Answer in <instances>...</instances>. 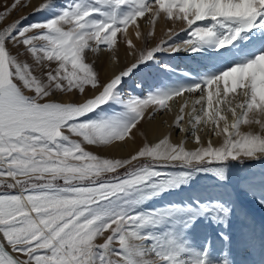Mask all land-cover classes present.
<instances>
[{"label": "snow or ice", "instance_id": "6c2138e0", "mask_svg": "<svg viewBox=\"0 0 264 264\" xmlns=\"http://www.w3.org/2000/svg\"><path fill=\"white\" fill-rule=\"evenodd\" d=\"M20 5L12 0L0 9V25ZM53 8L49 0L36 12ZM142 18L152 25L147 34ZM27 19L0 27V188L15 190L0 193V264H228L187 240L199 218L228 219L232 209L222 198L191 194L148 205L188 185L193 173L223 185L230 161L264 158V0H72L43 21ZM161 19L184 23L188 38L145 48L101 81L89 55L116 59L119 34L136 56L129 26L147 44ZM208 50L218 58L235 55L194 83L122 94L125 78L152 67L159 53ZM196 92L188 127L187 101L173 124L194 140V150L185 140L173 143L171 133L124 158L91 150L126 143L146 108L164 109L174 97ZM202 123L224 137L221 146L210 140L203 146ZM177 162L184 171H160ZM247 191L255 196L252 182Z\"/></svg>", "mask_w": 264, "mask_h": 264}, {"label": "rangeland", "instance_id": "374dc122", "mask_svg": "<svg viewBox=\"0 0 264 264\" xmlns=\"http://www.w3.org/2000/svg\"><path fill=\"white\" fill-rule=\"evenodd\" d=\"M48 2H49V0H21V5L18 8V10L13 12L12 15L9 16L3 22V25H0V27L4 26L6 24L12 23L18 19H22L25 16L28 17L27 20L23 21V23H25V24L43 21L46 18H50L54 12H59L63 6H66L67 4L71 3L72 0H51V2L54 5V8L52 10H45L44 12H36L37 7H39L41 4H45ZM11 3H12V0H0V9H3L4 6L10 5ZM142 20H144V19L142 18V19L138 20V23H140L139 25L141 26L140 27L141 32H143V30H144L142 26H145L147 24L146 21H144V23H143ZM165 23H166L167 28H168L167 34L169 36L167 34L161 35L160 37H158L159 35L158 36L156 35L155 43L153 40L154 39L153 36L149 37L147 44H145V42L143 40H142L143 42L140 41L141 44H140V42H138L140 46L137 49L136 56H134V55L130 56L129 55V57H128V55L123 54L122 49H124L125 51H127L128 49L125 46V44L123 42H121V38H120L119 34H118V45L119 46H118L117 52H116V57H117L116 59H113L107 52L101 53L98 56L89 55L88 60H89V62H93V61L95 62L96 69L100 73L101 81H107L108 78L110 79L114 74L123 70L124 68L129 66L131 63L135 62L140 51L145 49V48H151L153 46H156L161 41H167L169 43L175 42L178 44V43H181L183 40L188 38V36L186 35V26L184 23H182V22H177L175 24L168 23V22H165ZM147 25H146V28H147ZM130 27H131V25L129 26V28ZM170 29H171V32L169 31ZM148 31L144 34H147ZM125 47H126V49H125ZM182 53L184 56L193 55L191 53H187L184 51H182ZM195 54L207 55V56L211 57L212 61L214 59H219L214 54V52L212 50H208L206 52H201V53H195ZM224 54L227 57L230 56V58H231V56L233 57V55H235L234 52H226ZM171 55H172V53H170V52L159 53L158 54L159 60L155 63L150 62V63H152V67L144 68L142 66V69L140 71L136 72V74L133 77L125 78V82L122 85V94L124 95V93L128 91L129 85H132V86H130L129 92H134V94H137V95H140L142 93L147 94V92H145L148 89V88H145L147 85V82L149 81L150 78H155L157 76V74H159V72L163 71V69L160 67V65L166 64V62L168 60H170ZM191 57L193 58V56H191ZM196 57H198V55ZM177 58H180V56H178ZM118 59H119V62H118ZM108 61L110 63V66L113 65L111 68L114 69L113 70L114 72L111 76L104 74L105 64ZM115 61H117V62H115ZM140 79L142 82L141 88H139L137 86L138 85L137 82L140 81ZM150 91H152V90H150ZM124 96H126V95H124ZM83 98H84L83 96H64L61 99L67 101L70 99L82 100ZM155 119L156 118H155L154 113L153 114L147 113L146 115L144 114V118L140 121V123L137 125V127L135 129H133L132 132L130 133V136L132 138L128 139L126 141V143L117 145L115 147H112V148H110L108 150H104V151H101L98 148H93L91 150L94 152H97L101 156L115 157V158H124V157L131 155V154H134L135 151L137 149H139L141 146H143L145 143H149V144L156 143L159 139H162L164 136L169 135V133H167V132H164V134L160 137L157 136V138H152V136L149 135L150 132L147 131V129H146L147 121L152 122ZM246 128H247V126H246ZM241 130L246 131L243 127H241ZM249 130L250 129L248 128L247 131H249ZM252 131H259V129L254 126L252 128ZM179 134L180 133H178L176 131L174 132L173 138L171 137V141L173 143L179 142V141H177ZM188 138H190V137H188ZM174 139H176V140H174ZM192 144L194 145L195 143L192 142ZM204 144H206V143L203 142V145ZM192 146L186 147V149L194 150L196 146L195 145H194L195 147L194 146L192 147ZM184 170H185L184 168L179 166L178 162L175 166H168V167H164V168L160 169V171H162L164 173H171V174H176V173H179V172L184 171ZM227 172L229 175V179L223 185H219L217 183L215 177L212 176L211 174L193 173V177H192V179L188 185L183 186L180 189H177L175 192L168 193V194L163 195L160 198H157L155 201L151 202L148 205V207L159 208V207L165 206L171 202H180L191 194H201L204 197L213 196V197L222 198L224 201H226L230 205V207L232 209L231 214L228 217V219L224 223H216L207 217L199 218L192 225L191 229L188 231L187 240L194 248L201 249V250H203L204 248H207L209 250L210 256L213 258V260L226 259L228 261V264H231V262H232V261H230L231 257L226 253V252H228L227 249H229V246L227 248V245L230 241L231 236H235L236 238H238L240 236V230H242V231L245 230V231H247L249 236H251L250 240L252 238V241H253L255 236H257V234H258V233H256V232H258V230H256L255 232L254 231L251 232L252 227L250 226L251 224L249 223L251 220H250V218H248L249 222H246V221H248L247 216H246L248 213L246 214L245 211H246V207L249 203L251 205H254L253 203H255V202L257 203L259 200L264 201V158L253 159V160H244L242 162L230 161ZM249 182H252L254 184L255 196L250 195L247 191V187H248ZM10 191H15V190H8V189L0 188V193L10 192ZM240 192L242 195L240 194ZM260 201L258 202V204H260V205H258V204H256V205L259 209L261 207V210H263L264 209V203H261ZM235 221L236 222L239 221L237 223L239 227L237 226ZM241 221H242V223H240ZM258 223H260V222H258ZM240 224H241V227H240ZM260 224H262V223H260ZM260 224H257V226L259 225L261 227ZM253 230H255V229L253 228ZM263 231H264V229H263ZM222 232L227 233V234H222ZM250 233H252V234H250ZM231 234H234V235H231ZM227 236H229L228 237L229 239L227 238ZM225 238H226V241L228 240L227 243L225 241ZM216 240H218V241H216ZM222 244H224V245L222 246ZM216 245H218V246H216ZM217 247H219V248L221 247L222 249L221 248L219 249ZM240 248L241 247L238 246V249H240ZM225 250H226V252H225ZM15 255L21 256V254H19V253H16ZM21 258H24V257L21 256Z\"/></svg>", "mask_w": 264, "mask_h": 264}, {"label": "bare ground", "instance_id": "6f19581e", "mask_svg": "<svg viewBox=\"0 0 264 264\" xmlns=\"http://www.w3.org/2000/svg\"><path fill=\"white\" fill-rule=\"evenodd\" d=\"M142 21L144 23V21H146V19H144ZM146 23L148 24V25L146 24L147 28H146V25L142 26L144 29L142 33H146L148 30L149 31L152 30V25L148 22H146ZM167 29H168L167 25L163 19L159 20L156 23L155 28H154L155 34L153 36L154 43H155L156 35L157 36L159 35L158 37H160L161 35H164V34L166 35L168 33ZM134 31H135V29L133 28V26H131L129 28V32L133 33L131 38L133 39V42L136 44L137 49H138V47L140 46L138 42H140V41L143 42V41L137 40L135 38ZM141 42H140V44H141ZM125 49H126V47H125ZM122 50H123V54L128 55V57H129V55H130L129 51L130 50L129 49L127 51H125L124 49H122ZM180 52L172 53L170 60H168L166 62V64H164V65H171L172 71L163 70V71L159 72V74L156 73L157 76L156 77L154 76L155 78H150L149 81L147 82V85L145 88H148V89L145 92L148 93L150 90H155L157 88H161V87H164L166 85L194 83L199 79V77L207 74L210 71L221 68L227 60H230L231 58L234 57V55H233V57L231 56V58H230V56L227 57L224 54V58L214 59L212 61L211 57H209L207 55L193 54V55L184 56L182 51H180ZM197 55H198V57H196ZM178 56H180V58H177ZM191 56H193V58ZM115 62H117V61H115ZM118 62H119V59H118ZM112 66L113 65L110 66L109 61L105 64V69H104L105 75L111 76L113 74L114 69L111 68ZM137 83H138V85H142L141 79ZM130 86H132V85H129L128 91L124 93V95H126L125 97H127L129 95H131V96H144V95H146V93L145 94L142 93L140 95H137V94H134V92H129ZM141 87L142 86H140L139 88H141ZM89 95H91L90 92H89ZM199 95H200L199 92L184 93L182 96L174 97L172 100L168 101L167 106L164 109H158V108H156V106H149L148 108H146L145 109V115L147 113H149V114L154 113L155 118H156L152 122L147 121L146 129H147V131L150 132L149 135H151L152 138H157V136L160 137L164 134V132H167L169 134L171 133V135H172L171 137L173 138V134L175 132V130L173 128V124H174L176 116L180 114V108L184 105L185 101H187V107L185 108V116H184L183 123H184L185 127H188V115H187V113L191 111V108L193 106V101L198 99ZM196 107L199 110L201 106L196 105ZM229 122H231V120ZM199 127H200V131H198V134L201 136V140L206 143L203 146H207L209 140L211 141V143L214 147H219L223 144L224 137L222 135L221 136L213 135L210 131V129L212 127L211 125L205 126L202 123ZM242 127L246 131L248 130V127L247 128H246V126H242ZM176 139H174V140H176ZM182 140H185V146L186 147L192 146L193 145L192 142H194V140L192 138L191 139L188 137L186 138L184 134L180 133L177 141L181 142ZM194 145L197 147L196 144H194ZM240 194H241V192H240ZM258 202L253 203L254 205H251L250 203L248 205L246 204L247 207H246V211H245L246 214L248 213L247 215L245 214L247 216V219L250 218V220H251L250 222H249V219H248V221H246V222H249L251 224V225L249 224L252 227L251 232L252 231L255 232L256 230H258V232H256L258 234H257V236H255L253 241H252V238L250 240L251 236H249V234L245 230L244 231L240 230V236L238 238H236L235 236H231V235H234L235 233L230 235L231 238H230V241L227 245V248L229 246V249H227L228 252H226V250H225V252L231 257V260H230V261H232L231 264L232 263L233 264H264V231H263V229H264V211L263 210L264 209L261 210V207H260V209L257 207L256 204H258ZM258 205H260V204H258ZM238 222L235 221L236 224ZM258 222L262 223L263 225L258 223ZM240 223H242V221ZM257 224H260L261 227L259 225L257 226ZM237 226H238V224H237ZM240 227H241V224H240ZM253 228L255 230H253ZM222 234H227V233L222 232ZM250 234H252V233H250ZM228 237L229 236H227V238ZM216 241H218V240H216ZM225 241H226V238H225ZM227 242H228V240L226 241V243ZM223 245L224 244H222V246ZM216 246H218V245H216ZM238 246H240L241 248L238 249ZM217 248H219V247H217Z\"/></svg>", "mask_w": 264, "mask_h": 264}]
</instances>
